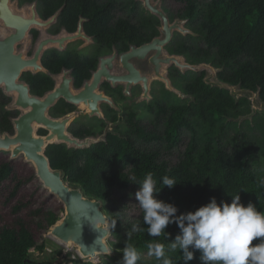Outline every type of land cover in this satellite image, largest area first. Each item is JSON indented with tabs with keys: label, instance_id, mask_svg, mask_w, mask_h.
<instances>
[{
	"label": "trees",
	"instance_id": "trees-1",
	"mask_svg": "<svg viewBox=\"0 0 264 264\" xmlns=\"http://www.w3.org/2000/svg\"><path fill=\"white\" fill-rule=\"evenodd\" d=\"M23 1H36L37 13L42 20L64 6L51 33H57L60 27L74 33L78 17L83 16L87 19L83 24L84 33L94 37L98 46L108 50L115 45L118 50L127 51L130 44L139 47L158 36V21L153 16L143 18L138 25L122 19L111 23L116 0H106L102 5L98 4L100 0ZM175 1L184 5L180 17L188 21L190 30L197 37L187 36L180 42L174 40L168 52L184 57L189 65H210L218 70V82L258 93L259 101L264 103V0H211L204 10L199 8L197 0ZM195 40H199L202 46L195 44ZM95 63L94 60L93 66ZM44 66L51 73H58L61 67L72 69L76 87L90 77L88 68L91 66L84 65V60L77 53H65L54 61L46 60ZM204 77L205 72L188 71L181 75L176 69L170 70L172 86L190 100L180 101L175 95L170 98L173 94L164 90L165 100L152 103V109L148 107L154 119L162 124L161 133L132 121L133 115L130 114L129 123L134 139L107 134L104 141L84 149H68L63 144L50 145L44 153L50 167L61 171L62 180L69 186L78 187L84 196L101 201L105 213L108 212L114 190H126L133 183L129 175L133 177L135 187L139 188L138 184L147 174L153 176L157 190L160 189L155 194L156 198L175 205L178 209L176 215L195 211L212 198L217 203H231L232 197L237 194L242 204L246 206L251 202L258 211L264 212V123H258L260 115L252 118L253 127L250 122H245L251 130L256 129L261 133L258 150L247 145L226 149L223 143L226 131L230 125L237 126L228 120L249 114L250 104L245 98L235 100L227 90L205 84ZM22 78L28 84L30 94L37 97H42L53 88L50 78L43 74L25 73ZM4 105L6 102L0 104V133L11 135L13 128L9 118L13 114L3 111ZM72 109V105L61 100L50 110L53 115L62 116ZM82 130L71 128L70 134L80 140L93 135L88 130ZM181 130H186L190 138L183 156L172 166L160 159L159 151L146 152L135 146L136 140L145 144L163 142L170 151L180 144ZM44 134L45 131L38 133ZM259 164H262L260 168ZM164 176L174 179L176 184L171 188L163 186ZM6 181L14 184L10 194L13 198L20 182L14 176L12 164L1 162L0 187ZM21 207L16 206L14 213ZM36 214L40 215V212ZM41 216L46 230L59 220L52 212H45ZM165 231L159 237L148 236L141 211L139 230L121 243L113 244L117 247L115 252L111 251L113 255L106 256L105 262L97 264H120L126 243L135 247L140 255L148 253L150 243H162L172 264H183L180 250H169L170 243L179 234V228L170 224ZM167 232L170 233L168 237ZM256 242L254 240L253 244ZM30 250L43 253L45 243L37 245L20 219H16L12 227L0 228V264H54L55 258L61 256L57 251L55 258L49 256L44 260H34L30 257ZM199 255L197 251L196 258L188 264H201ZM150 257V261L140 259L137 264H161V261ZM71 264L94 263L77 259Z\"/></svg>",
	"mask_w": 264,
	"mask_h": 264
},
{
	"label": "water",
	"instance_id": "water-1",
	"mask_svg": "<svg viewBox=\"0 0 264 264\" xmlns=\"http://www.w3.org/2000/svg\"><path fill=\"white\" fill-rule=\"evenodd\" d=\"M9 1L0 0V89L6 96L15 94L10 107L19 111L20 115L12 121L13 135L0 134V151L9 152L11 160L22 156L25 162L31 163L35 176L42 187L63 205L64 215L48 229V238L56 239L67 250L75 248L80 257L110 256L103 251L106 247L111 252L105 241L109 230L107 218L102 211L101 201L84 196L80 188L69 186L68 183L64 182L61 171L53 170L44 154L46 148L50 145L63 144L68 149L88 148L92 144L101 142L103 136L97 139H77L67 132V128L72 122L73 114L53 119L49 117L48 110L62 99L72 106L86 108L90 117L95 114L100 115L98 110L99 102H106L113 107V104L106 97L97 92L102 77H105L112 85H115V83L125 84L126 94L131 84L141 82L143 99L149 100L148 91L151 77L143 75L140 80L131 81L132 78L138 76V73L134 70L132 62H128L131 58L130 54L134 50L142 51L146 48H151V51L155 53L149 60L152 68V77L161 81L167 91L173 92L180 97H183V95L172 88L165 76L166 69L171 64L179 69L181 73L184 71L197 73L201 70H206L209 75L204 77L203 82L211 87L227 90L235 100H238L241 96L240 94L244 93L250 96L256 95L258 99V93L254 94L250 91L241 90L238 86L232 87L218 82L216 79L217 70L210 65H189L183 62L182 57L169 56L164 51V47L170 42L173 32L178 31L182 35H191V32L184 29L182 22L179 20L169 24L166 15L159 9L158 2L139 0L144 9L159 20L160 36L154 38L149 44L140 47H130L128 52L120 56V62L127 71V75L114 77L110 73L101 72L102 64L106 62V60L102 59L99 64L100 69L92 74L91 81L85 82L78 92H72L71 88H69L70 80L65 78L69 72L64 70L59 77L58 85L52 91L47 92L42 97L33 96L30 94L28 85L20 81V76L22 73L29 71H24L25 68H30L33 71L32 73L44 72L39 65V59L42 52L47 48L48 42L56 43L58 48L62 50L65 38L71 40L81 37L89 40V38L83 35L82 20H80L74 35L63 34L61 38L44 37L36 44L33 57L30 60L25 59L22 54L23 51L16 54L15 47L28 40L27 35L35 26L41 30H46V28L55 23L61 9L48 20L42 21L36 14L35 4L30 6V17H26L18 13L13 6H10ZM1 31H4V33ZM148 54L149 50L143 53L139 59H143ZM159 56L161 58L158 62ZM114 57H116L115 53L109 60L112 61ZM235 88L238 89V92L235 91ZM35 127L46 131L47 134L45 136L37 135Z\"/></svg>",
	"mask_w": 264,
	"mask_h": 264
},
{
	"label": "rangeland",
	"instance_id": "rangeland-1",
	"mask_svg": "<svg viewBox=\"0 0 264 264\" xmlns=\"http://www.w3.org/2000/svg\"><path fill=\"white\" fill-rule=\"evenodd\" d=\"M11 1L13 3V7L17 9L18 0ZM118 1L119 3H121L122 8L125 9V7H127L129 9H125L120 14L116 15V18L126 19L129 20L132 24L138 25L140 20H142L143 18H148L149 15H151L144 9L142 3L139 0ZM210 1L211 0H197V5L201 10H204L207 4L210 3ZM152 2L159 3V9L166 15L169 22L179 20L182 22V27L184 29L191 31L188 24L186 25V20L180 17L181 11L184 7L183 4L178 3L175 0H152ZM133 3L137 4L133 5ZM129 10L131 12H129ZM157 21L158 24L156 25V27H159L160 22L158 19ZM196 21L199 22L198 20ZM45 33L46 31H41L42 36ZM177 34L182 36V34L180 33ZM191 36L195 38L197 37V35L193 32L191 33ZM29 42L30 41L28 39V41H25L24 44L29 45ZM194 43L198 46H202L199 40H195ZM84 44V42L81 43V45ZM69 47H74V45L71 43L69 44ZM167 47L168 46H165L164 48L166 49ZM22 48L23 44L19 45L17 47V50ZM88 48L89 49L87 50H90V47ZM182 59L184 62V57H182ZM145 64L146 62L142 63V66L137 67L143 73L150 74V70H147ZM204 71L205 76H208L209 73L206 70ZM213 81H215V79H213ZM150 84V99L148 101L144 100L138 102L142 92L140 86L132 89L133 91L131 98H126L125 101H121L122 111L121 113H119L120 120L118 119L119 121L117 123L118 134L127 138L130 137L134 139L132 127H130L128 124L126 125V114L130 112H132L136 116L135 119H133L134 122H139L144 127H146V129H154L159 133L162 132V124L154 119V115L149 112L148 107L150 106L152 109V103H155L156 101L162 102L165 100L164 97L166 94L163 90L164 84L161 81L159 82V80L155 78L152 79ZM235 91L238 92V89L235 88ZM172 94L173 95H170V98H173V96L175 95L180 99V101L190 100L188 96L180 97L175 93ZM240 95L239 98H245L249 101L250 113L237 119L228 120L229 122L236 123L237 128L232 125L228 127V130L226 131V134L223 138L224 147L228 150H231L235 148V146L247 145L258 150L261 141V133L256 129L251 130L248 125H245V122H250V126L253 127L252 118L255 117V115H260L261 120H259L258 123L262 125L261 123H264V104H262L257 99L256 95L250 96L246 93ZM6 99L9 101L6 109L12 111L15 116L20 114L19 111H15V109L10 107L12 98L8 96L6 97ZM102 105L103 104H101V106ZM79 109L80 110H77L76 112V126H87L89 124V121L90 123H94L93 119H87V117L83 113L84 111L81 108ZM76 126L75 128H77ZM180 137V144L170 151L165 148V144L163 142H153L150 144H145L140 140H136L135 146L146 152L159 151L160 159L167 162L169 166H172L176 164V162H178V160L183 156L185 145L190 138V134L186 130H181ZM93 138L96 139V137ZM1 162H10V164H12L14 169V176L20 182V187L13 198L10 197L14 186L12 182L6 181L0 187V228L12 227L14 226L15 220L20 219L32 234L37 245L45 243V250L43 253H38L37 251L30 250L31 259L44 260L49 256L51 258H55V252L59 251L61 253V256L55 258L54 264H71V261L77 259L94 264L103 263L106 261V256L104 255L97 256L94 259H81L75 253L74 249L67 250L56 243L53 239L48 238V230L45 229V224L41 215H43L45 212H52L60 220L64 215L63 205L42 187L41 183L35 176L33 166L30 163L25 162L22 156L11 160L9 152L0 151V163ZM260 166H262V164H259L258 168H260ZM129 178L133 181L130 187L126 190L115 189L113 192V197L108 203V212L105 213L103 211L107 218V227L109 230L108 237L105 241L111 251H114V249L117 248L116 246H113V244H119L135 233L131 231L133 225L139 226L140 224V215L142 210L140 209L138 200L135 197V193L139 188L135 187L134 180L131 175H129ZM19 205H22L23 207H21V209L15 214L14 209ZM37 211L40 212V215L36 214ZM113 224H115L114 228L112 227ZM111 255H113V252H111ZM141 259L144 261H150L151 257L147 254H141Z\"/></svg>",
	"mask_w": 264,
	"mask_h": 264
},
{
	"label": "clouds",
	"instance_id": "clouds-1",
	"mask_svg": "<svg viewBox=\"0 0 264 264\" xmlns=\"http://www.w3.org/2000/svg\"><path fill=\"white\" fill-rule=\"evenodd\" d=\"M162 183L171 188L176 181L164 176ZM138 185L135 197L143 212L147 235L159 237L170 224H175L180 231L170 243L169 250L179 249L183 264L196 258L197 251L201 264H264V212L258 211L251 202L246 206L242 204L239 194L232 197L231 203H217L212 198L195 211L176 215L178 209L175 205L156 198L160 189L157 190L151 174H147ZM138 230V225L131 228L132 232ZM169 235L167 232V237ZM254 240L257 241L255 244ZM103 251L111 255L108 248ZM122 253L120 264H137L141 259L136 248L127 243ZM147 254L161 264H172L162 243H150Z\"/></svg>",
	"mask_w": 264,
	"mask_h": 264
},
{
	"label": "flooded vegetation",
	"instance_id": "flooded-vegetation-1",
	"mask_svg": "<svg viewBox=\"0 0 264 264\" xmlns=\"http://www.w3.org/2000/svg\"><path fill=\"white\" fill-rule=\"evenodd\" d=\"M117 2H114L113 5H114V9L112 10V20L110 21L111 23H116L118 20H120V18H116V15L120 14L122 11H124L125 9H129L127 7L122 8L121 6V3H119L118 0H116ZM106 3V0H100L98 2V4H104ZM111 2H109L108 4L110 5ZM9 4L10 6H13L12 4V1L10 0L9 1ZM32 4H35V11H36V14L38 16V18L40 20H42L38 13H37V2L36 1H33L32 3H28V2H24L23 0H18V6H17V9H15L17 12L19 10L22 11V9H28L27 11H24V12H27V14L30 15V6ZM137 3H133V5H136ZM136 7V6H135ZM64 6L61 9V12L63 10ZM132 8V7H131ZM184 8V7H183ZM59 9V10H60ZM57 12V11H56ZM55 12V13H56ZM60 12V14H61ZM129 12H131L129 10ZM54 13V14H55ZM53 14V15H54ZM59 14V16H60ZM52 15V16H53ZM110 15H111V11H110ZM51 16V17H52ZM58 16V17H59ZM149 16H152V15H149ZM57 17V19H58ZM155 17V16H153ZM50 18V17H49ZM48 18V19H49ZM149 18V17H148ZM46 19V20H48ZM57 19L55 21V23H53L51 26H49L48 28H46V33L42 36L41 34V31H39L38 28H33L29 31L28 35H27V38L29 39V45H25L22 42L20 44H18L16 47H15V52L16 54H18L19 52L23 51V55L26 57V59L30 60L32 57H33V54L35 52V48H36V44L38 43V41L44 37H52V38H61V36L63 34H67V35H74L77 31V28H78V24L80 22V20H82V32H83V35L87 38H89V40H86L84 37H81V38H77L75 40H70L68 41L65 45H64V48L61 50L58 48V46L56 47H47L41 54V57L39 59V65L41 66V68L43 69L44 72H38V73H32L30 71H27V72H24L22 73V75L20 76V81L21 82H24L25 84H27L24 80H23V74L25 73H29L31 75H37V74H43L47 77L50 78V80L52 81L53 83V88L50 90L52 91L54 89V87L56 86L57 84V81H56V78L60 77L62 72L65 70V71H68L69 74H67L66 76V79L67 80H70L69 81V88H71V90L73 92H78L84 85L85 82H90L91 81V78H92V74L96 71H98V69H100L99 67V64H100V60H106V62H104L102 64V68H101V72L103 73H110L112 76L114 77H118V76H124V75H127V71L123 68V64H121L120 62V56L126 52L129 51L130 47H136L135 45H132L130 44L129 47H128V50L127 51H120L118 50V48H116L115 45H113L111 47V50H108L106 47H100L97 45L94 37L92 36H87L84 31H83V24L87 21L86 18H84L83 16H79L78 17V21H77V27H76V31L74 33H68L65 28L63 27H60L59 28V31L57 33H51V30L52 28L57 24ZM144 19H147V18H144ZM157 19V18H156ZM168 19V18H167ZM46 20H42V21H46ZM122 20H126V19H122ZM169 21V20H168ZM175 21V20H174ZM173 21V22H174ZM185 21V20H184ZM173 22H169V24H172ZM188 24V21L186 20V25ZM159 29H160V26L159 27H156V31L158 32V36L154 37V38H157L160 36V33H159ZM189 31V30H188ZM191 32V31H190ZM179 33L178 31H174L173 34H172V37H171V40L170 42L166 45L168 46L166 49L164 48V51L169 55V56H178V57H182V56H179V55H172L168 52V48L170 47L171 43L175 40L177 42H180L182 40H185V38L187 36H191V35H179L177 34ZM192 33V32H191ZM181 34V33H180ZM154 38H152L148 43H143L142 45L140 46H143V45H146V44H149ZM28 41V40H27ZM84 42L85 44L84 45H81V43ZM73 44L74 47H69V44ZM23 44V48L22 49H19L17 50V47L19 45H22ZM139 46V47H140ZM88 47H90V50H87L89 49ZM65 53H77L81 60H84V65H89L91 66V68H88L89 70V74H90V77L88 79H84L81 83V85L79 87H76L75 86V77L73 76L72 74V69H67L65 67H61L60 68V71L58 73H51L48 69H46V67L44 66V61L46 60H51V61H54L58 56H62L64 55ZM116 54V57H114V59L109 60V58H111L113 56V54ZM61 59V58H60ZM108 59V60H107ZM185 59V58H184ZM96 61L95 63V66H93V61ZM128 62H132L133 64V67H134V70L136 71V73H138L137 75L139 77L143 76V75H149L151 77V81L153 79V74H152V68L149 64V61H148V58L144 61H136V60H132V61H128ZM146 62V68L147 70L149 69L150 70V74H147V73H143L138 67L139 66H142V63ZM184 63L188 64L186 62V60H184ZM204 64V63H202ZM201 65V64H199ZM92 66L94 67V69H92ZM138 66V67H137ZM171 69H176L181 75H184L186 74L188 71H184L183 73H181L179 71V69H177L173 64L170 65L169 67H167L166 69V72H165V76L167 77V79L169 80L171 86L173 85L172 84V81L170 80L169 78V73H170V70ZM218 71V70H217ZM200 72H205L204 70H201ZM199 73V72H198ZM60 81V80H59ZM160 82V81H159ZM151 83V82H150ZM149 83V90H150V84ZM28 85V84H27ZM140 86V89H141V95L139 97V100L138 102H141V101H144L145 99H143V89H142V84L141 82L139 84H131L129 86V89L127 91V94L125 93V84H122V83H115V85H112L109 81H107L105 79V77H102L101 79V82L99 83L98 85V88H97V92L98 93H101L104 97H106L112 104H113V107H111L108 103L106 102H99V105H98V110L100 112V115H93V116H89L84 110V115L87 117V119H93L94 120V123H90L89 121V124L87 126H76L75 125V120L77 119L76 117V112L77 110H80L79 108H77L76 106H73V109L71 111H67L64 115H53L52 112H51V108L48 110V115L50 118H53V119H58L60 117H64L66 115H69V114H73V119H72V122L70 123V125L68 126L67 128V131L70 133V130L71 128L73 129H78V130H88L90 132L93 133L92 136L90 137H86V138H93V137H96L97 138H100L103 136V139L102 141L105 140L106 138V135L107 134H113V135H116V136H121V137H125V136H122L120 134L117 133V123L118 121L120 120V116H119V113H121V108H122V104H121V101H125L126 98H131L132 96V89L133 88H137ZM29 87V86H28ZM172 88H174L172 86ZM176 91H178L179 93H181L179 90H177L176 88H174ZM163 90H166L165 89V86H163ZM30 91V89H29ZM50 91H47V92H50ZM167 91V90H166ZM45 92L43 94V96L47 93ZM169 92V91H168ZM170 93H173V92H170ZM182 94V93H181ZM183 95V94H182ZM34 96V95H33ZM148 96H149V99H150V95H149V91H148ZM186 97V95H183ZM6 95L3 94L2 90L0 89V104L2 102H6V105L3 106V111H9L6 109V107L8 106L9 104V101L6 99ZM62 99H60L59 101H61ZM57 101V103L59 102ZM64 101V100H62ZM145 101H148V100H145ZM65 102V101H64ZM56 103V104H57ZM66 103V102H65ZM55 104V105H56ZM68 104V103H67ZM101 104H103L101 106ZM54 105V106H55ZM70 105V104H69ZM1 108V107H0ZM17 111V110H15ZM12 114L13 112L10 111ZM132 114L133 115V119H135V114H133L132 112L126 114V125L128 124L130 127H131V124L129 123V116ZM20 114H18L17 116H15L13 114V117L12 118H9V121L12 125V121L14 119H16ZM76 117V118H75ZM119 119V120H118ZM132 119V121H133ZM92 121V120H91ZM75 126L77 128H75ZM12 128H13V125H12ZM39 131H44L42 129H38L37 130V135L39 133ZM83 131V130H82ZM46 132V131H45ZM0 134H3V133H0ZM8 134V133H7ZM14 134V130H13V133L11 135ZM47 134V132H46ZM46 134L44 135H39V136H45ZM10 135V134H9ZM85 139V138H84Z\"/></svg>",
	"mask_w": 264,
	"mask_h": 264
},
{
	"label": "bare ground",
	"instance_id": "bare-ground-1",
	"mask_svg": "<svg viewBox=\"0 0 264 264\" xmlns=\"http://www.w3.org/2000/svg\"><path fill=\"white\" fill-rule=\"evenodd\" d=\"M28 9H22V11L21 10H19L18 11V13H20V14H23V15H25L26 17H30V15H31V13H30V15L29 14H27V12H24V11H27ZM35 28H38L37 26H35ZM39 29V31H44V30H41L40 28H38ZM2 33H4V31H1ZM71 39H69V38H65V41H64V45L66 44V42L67 41H70ZM24 44V43H23ZM57 46V44L56 43H52V42H48V45H47V47H56ZM149 50V54L148 55H146L143 59H139V57L141 56V55H143V53H145V52H147ZM155 55V53H154V51H151V48H146L145 50H142V51H133L131 54H130V61L131 60H136V61H144V60H146L147 58H148V61L150 60V58L152 57V56H154ZM23 57L26 59V57L23 55ZM160 56L158 57V62H159V60H160ZM125 62H126V60H125ZM27 70H29V71H31V72H33L30 68H25V70L24 71H27ZM125 76V75H124ZM123 76V77H124ZM66 78V77H65ZM107 80V79H106ZM138 80H140V77H138V76H135V78H132L131 79V81H138ZM56 81H57V84H56V86L58 85V83H59V78L57 77L56 78ZM63 82V81H62ZM110 82V81H109ZM64 83V82H63ZM140 82H137V84H139ZM73 92V91H72ZM10 98H12V100H14V97H15V94H12V95H10L9 96ZM98 105H99V103H98ZM77 107V106H76ZM77 108H81L82 110H84L87 114H88V110L86 109V108H84V107H81V106H78ZM36 129L38 128V127H35ZM38 130V129H37ZM68 132V131H67ZM69 133V132H68ZM31 164V163H30ZM104 213V212H103ZM51 239H53L56 243H58L60 246H62L63 248H65V246L64 245H62L59 241H57L56 239H54V238H51ZM66 249V248H65ZM74 250H75V248H73ZM75 253L78 255V257L79 258H81V259H94V258H90V257H80L79 256V253L78 252H76V250H75ZM96 258V257H95Z\"/></svg>",
	"mask_w": 264,
	"mask_h": 264
}]
</instances>
